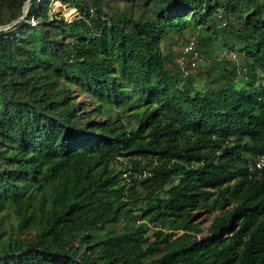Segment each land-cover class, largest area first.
Instances as JSON below:
<instances>
[{
  "label": "trees",
  "instance_id": "trees-1",
  "mask_svg": "<svg viewBox=\"0 0 264 264\" xmlns=\"http://www.w3.org/2000/svg\"><path fill=\"white\" fill-rule=\"evenodd\" d=\"M28 1L0 0V264H264L263 0Z\"/></svg>",
  "mask_w": 264,
  "mask_h": 264
},
{
  "label": "rangeland",
  "instance_id": "rangeland-1",
  "mask_svg": "<svg viewBox=\"0 0 264 264\" xmlns=\"http://www.w3.org/2000/svg\"><path fill=\"white\" fill-rule=\"evenodd\" d=\"M30 1L31 0H29L24 5L23 11H22V16L17 20V23H19V25H24L27 22L26 17H27L28 9H29L30 4H31ZM262 2L264 3V0ZM49 14L51 16H56V15L59 16L60 15L68 21L74 19L78 15V13L74 7H71L68 4L62 2V0H51ZM31 23L33 24L32 20H31ZM14 24L15 23L8 25L7 27H5V29H11L14 26ZM190 38H192V36L190 35L189 32H187L184 36L185 41L177 40L175 37L174 39H171L167 43H163L162 47H163V49H165L166 47L170 48L169 52L174 56L176 63L182 64L183 66H186V67H191L192 64L189 61V59H186L180 55L181 51L184 52L185 49L188 47L189 44H187L186 41H188ZM236 50H238V49H236ZM223 55H221V56H223ZM224 56H228L231 59H234L235 52L229 53V54L224 55ZM239 64H240V62L238 61V65ZM199 71H200L199 69H195V70L192 69L193 76H196L197 78H199ZM215 214L206 215L204 213H201L196 217L195 223H198V226L201 229L200 234H198L199 238H202V237L207 235V229H208L209 225L211 224L212 218ZM8 225H9V222L5 223L4 227H7ZM151 239H153V238H151Z\"/></svg>",
  "mask_w": 264,
  "mask_h": 264
},
{
  "label": "built area",
  "instance_id": "built-area-1",
  "mask_svg": "<svg viewBox=\"0 0 264 264\" xmlns=\"http://www.w3.org/2000/svg\"><path fill=\"white\" fill-rule=\"evenodd\" d=\"M194 45V39L191 40V43L188 45V47L185 49L184 53H188L192 51ZM193 65V64H192ZM257 167L259 169L264 168V155L259 156L258 161H257ZM124 177H127L126 174H124Z\"/></svg>",
  "mask_w": 264,
  "mask_h": 264
},
{
  "label": "water",
  "instance_id": "water-1",
  "mask_svg": "<svg viewBox=\"0 0 264 264\" xmlns=\"http://www.w3.org/2000/svg\"><path fill=\"white\" fill-rule=\"evenodd\" d=\"M4 28H5V27H0V30H1V29H4Z\"/></svg>",
  "mask_w": 264,
  "mask_h": 264
}]
</instances>
